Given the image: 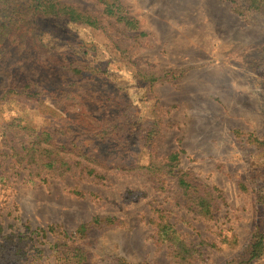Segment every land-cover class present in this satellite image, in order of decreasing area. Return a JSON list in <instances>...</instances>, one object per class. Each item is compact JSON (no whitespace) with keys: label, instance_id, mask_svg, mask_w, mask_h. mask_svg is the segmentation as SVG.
I'll return each mask as SVG.
<instances>
[{"label":"rangeland","instance_id":"rangeland-1","mask_svg":"<svg viewBox=\"0 0 264 264\" xmlns=\"http://www.w3.org/2000/svg\"><path fill=\"white\" fill-rule=\"evenodd\" d=\"M58 1L97 17L101 27H58L44 44L104 70L102 90L118 97L123 116L142 131H158L150 148L130 149L128 163L164 164L179 152L178 169L221 198L213 202V218L204 220L181 209L172 179L161 175L97 169L96 176L79 170L35 176L17 163L22 138L9 125L19 119L41 126L46 118L9 99L0 103L3 234L37 232L41 253L34 264H54L50 246L64 234L96 217L110 218L114 225L94 229L87 241L93 263L174 264L151 224L165 210L188 243L210 245L196 264L237 259L253 238L264 246V204L256 201L264 194V0L259 10L248 9L245 0H118L136 30L106 17L93 0ZM231 236L233 249L222 241ZM26 244L33 254V244ZM6 254L0 252V264H12ZM254 264H264V254Z\"/></svg>","mask_w":264,"mask_h":264},{"label":"trees","instance_id":"trees-1","mask_svg":"<svg viewBox=\"0 0 264 264\" xmlns=\"http://www.w3.org/2000/svg\"><path fill=\"white\" fill-rule=\"evenodd\" d=\"M93 1L103 6L106 17L136 30L135 23L125 16L118 0ZM245 2L248 9H260L261 0ZM71 24L94 29L101 27L97 17L58 0H0V103L12 99L46 118L41 126H32L19 119L9 125L22 138V147L15 153L17 163L35 170V176L46 172L50 177H61L72 170L96 176L97 169L140 170L153 176L161 175L172 179L173 194L181 209L211 220L213 202L221 197L214 194L217 193L215 188L212 192L204 191L189 179L188 174L178 169L179 152L170 153L164 164L156 163L155 159H151L147 166L128 163L130 149L150 148L158 131L156 127L142 131L143 127L123 116L125 107H117L118 97L102 90L105 87L101 82L104 70L75 59L66 51L49 49L44 44L45 35L53 37L52 31ZM166 75H171L169 78L172 79L175 77L171 72ZM256 201L264 204V194ZM157 213L151 222L157 244L167 249L174 264H196L202 256V247L210 245L203 241L188 243L165 216L167 211ZM113 225L110 218L96 217L88 224L79 225L75 232L64 234L61 241L50 246L54 264H95L86 250L89 236L94 229ZM53 231V227L48 228V232ZM36 233L3 234L0 226V249L3 248L0 252H8L7 262L36 263L41 253L37 249L39 240L33 237L37 236ZM27 241L33 244L30 247L35 250L33 254L26 249ZM222 241L229 248L237 246L235 236L224 237ZM263 254L264 246L253 238L239 258L225 264H254ZM39 264L49 263L43 260ZM111 264L132 263L114 259Z\"/></svg>","mask_w":264,"mask_h":264}]
</instances>
